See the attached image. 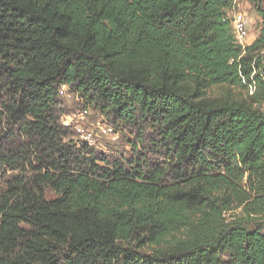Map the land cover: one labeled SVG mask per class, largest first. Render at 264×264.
I'll return each instance as SVG.
<instances>
[{"label":"trees","instance_id":"obj_1","mask_svg":"<svg viewBox=\"0 0 264 264\" xmlns=\"http://www.w3.org/2000/svg\"><path fill=\"white\" fill-rule=\"evenodd\" d=\"M248 2L244 46L235 0H0V264H264ZM63 87L131 153L79 145Z\"/></svg>","mask_w":264,"mask_h":264},{"label":"rangeland","instance_id":"obj_2","mask_svg":"<svg viewBox=\"0 0 264 264\" xmlns=\"http://www.w3.org/2000/svg\"><path fill=\"white\" fill-rule=\"evenodd\" d=\"M234 13L236 15H242L250 21V35L244 43V46H247V42H249L253 36L256 37L260 33L262 25L261 17L254 11L248 0L236 4ZM232 15H234L233 12L229 16L230 19H232ZM61 101L62 107L64 108V114L61 117L62 123L73 132L74 139L79 145H88L109 158H117L120 154L126 153V155H129L131 153L130 147L125 140L128 134L122 135L119 132L117 133L116 129V133H109L110 130L108 128L114 126L109 124L108 121L98 113L90 109L83 110L81 101L75 95L71 94L67 87H63L61 90ZM79 128L84 129L86 132H93V144L89 145L82 140V137L77 132Z\"/></svg>","mask_w":264,"mask_h":264},{"label":"built area","instance_id":"obj_3","mask_svg":"<svg viewBox=\"0 0 264 264\" xmlns=\"http://www.w3.org/2000/svg\"><path fill=\"white\" fill-rule=\"evenodd\" d=\"M243 1L245 0H235V4H238ZM233 14L234 15H232V26H233L234 33L239 43L244 45V43L246 42V40L248 39L250 35V21L249 19H247L246 17L240 14L239 15H236L235 13ZM262 111L264 112V104L262 106ZM108 129L110 130L109 133H116L114 127H110ZM77 132L80 134V136L82 137V140L85 143L89 145L93 144L94 142L93 132L92 133L90 131L86 132L82 128H79Z\"/></svg>","mask_w":264,"mask_h":264},{"label":"crops","instance_id":"obj_4","mask_svg":"<svg viewBox=\"0 0 264 264\" xmlns=\"http://www.w3.org/2000/svg\"><path fill=\"white\" fill-rule=\"evenodd\" d=\"M235 12V9H234V11H233V13ZM257 37V36H256ZM256 37L255 36H253V38L252 39H250V41L249 42H247L248 43V45H251L255 40H256Z\"/></svg>","mask_w":264,"mask_h":264}]
</instances>
